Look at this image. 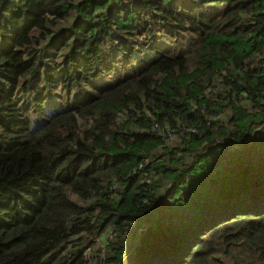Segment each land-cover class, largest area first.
Returning a JSON list of instances; mask_svg holds the SVG:
<instances>
[{"label": "trees", "instance_id": "16d2710c", "mask_svg": "<svg viewBox=\"0 0 264 264\" xmlns=\"http://www.w3.org/2000/svg\"><path fill=\"white\" fill-rule=\"evenodd\" d=\"M0 264H264V0H0Z\"/></svg>", "mask_w": 264, "mask_h": 264}, {"label": "rangeland", "instance_id": "374dc122", "mask_svg": "<svg viewBox=\"0 0 264 264\" xmlns=\"http://www.w3.org/2000/svg\"><path fill=\"white\" fill-rule=\"evenodd\" d=\"M160 34L162 35V33H161V27H157V28L155 29L154 37H151V39H150V41H151V40L154 41V42H151V43H152L151 45L153 46V48H155V49H157V50H159V46L161 47V43H160V41H159V40L161 39ZM156 40H157V41H156ZM51 94H54V93H53V92H45V93L42 94V96H51ZM61 99H64L63 102L65 101L66 104H67V103L69 104V106H72V105H74V104L80 102V97H79V96L75 97L74 94H72L71 96H68V97H67V96L62 97ZM56 106H57V109L60 110L61 107H60L59 103H56ZM65 106H66V105H65ZM26 107H27V106H26ZM34 110H35V109H34ZM34 110H30V111L28 112L27 116H29L30 118H32L33 124H35V123H37V124H41L42 121L45 119V117H43L42 115H43L44 113H46V105H42V106L40 107V110H39L40 115H39V117H38L37 119H33V116H32V114H31ZM99 244L101 245V242H100Z\"/></svg>", "mask_w": 264, "mask_h": 264}]
</instances>
